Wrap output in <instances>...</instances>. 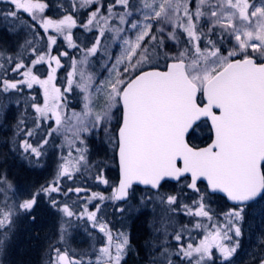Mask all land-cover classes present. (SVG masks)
I'll list each match as a JSON object with an SVG mask.
<instances>
[{
    "label": "snow or ice",
    "instance_id": "6c2138e0",
    "mask_svg": "<svg viewBox=\"0 0 264 264\" xmlns=\"http://www.w3.org/2000/svg\"><path fill=\"white\" fill-rule=\"evenodd\" d=\"M0 5H6L0 8L7 23L5 31L23 33L18 47L30 52L26 60L9 55L4 61L9 65L5 71L22 79L0 77V117L7 116L9 93L34 85L42 92V101L32 97L29 105L40 139L35 144L22 139L12 150L25 166H43L45 147L62 137L69 150L61 156L58 175L71 179L90 167L87 137L102 136L112 146L119 168V181L111 186L110 195L93 192L85 197L79 212L57 197L71 199L70 194L89 190L63 189L58 181L40 186L14 208L0 212V254L14 227L13 217L25 214L35 221L38 200L47 197L49 206L62 217L60 240L69 235L73 219L86 220L105 238L94 264H121L130 243L127 233L114 234L109 223L97 215L100 205L92 209L87 205L93 200L127 202L135 195V186H143L136 205L128 211L157 205L167 206L166 212L183 209L184 215L196 218L194 223L190 221L194 229L203 231L199 243L185 242V233L191 239V232L184 225L171 234L172 244L162 222L165 235L153 244L152 264H174L173 256L181 264H234L246 210L264 201V0H197L194 10L191 0H138L137 4L132 0H111L110 4L82 0L80 5L70 4L62 18L55 19L46 14L47 0H0ZM82 7L89 11L87 20L78 25L75 10ZM77 26L88 32L96 30L90 46L74 42L72 30ZM106 33L121 52L114 63L104 65L105 70L111 68L110 78L99 81L87 68L90 57L102 51ZM181 36L183 48L169 52L170 46L180 44ZM61 39L67 48L83 53L79 62L71 58L64 88L55 83L57 71L64 67L62 58L69 56L67 48L60 51L57 47ZM38 66L46 67V78L38 75ZM74 90L82 97L83 109L68 116L69 94ZM93 94L98 104L93 102ZM203 125L209 126L211 143L191 146L188 138L197 129L202 131ZM33 135L32 129L25 130V136ZM74 153L70 163L68 158ZM100 168L94 179L108 186ZM169 181L196 193L194 206L163 192ZM5 189H12L7 177L0 178V196ZM216 194L231 202L223 213V225L212 223L210 201ZM125 210L119 207V211ZM53 251L50 264H93L87 252L75 255L59 247Z\"/></svg>",
    "mask_w": 264,
    "mask_h": 264
},
{
    "label": "rangeland",
    "instance_id": "374dc122",
    "mask_svg": "<svg viewBox=\"0 0 264 264\" xmlns=\"http://www.w3.org/2000/svg\"><path fill=\"white\" fill-rule=\"evenodd\" d=\"M50 4L49 8H52L55 13L59 14L57 12L58 10V2H67L68 0H47ZM75 4L80 5L82 3V0H72ZM110 1V0H109ZM134 4L138 3V0H132ZM151 2V0H149ZM192 8L195 9V5L197 3V0H191ZM257 3H259V0H257ZM55 8V9H54ZM87 7H82L76 9L77 12H81L82 15L88 14ZM4 23L0 24V30L4 27ZM131 38L134 39V33L130 34ZM93 39L94 36L91 37V35L85 36L82 41H88L89 39ZM20 38H14L13 41L10 42V45H6V39L0 38V49H3V51L10 52L8 54L11 56H18L17 52V46ZM24 40V39H23ZM22 40V43H23ZM171 44V42H169ZM15 45V47H14ZM104 45L107 46L106 48V59L105 64L111 65L115 62L116 57L120 55L121 48L117 47L113 41H111L109 38H107V41L104 42ZM184 46V37L181 36V41L179 45L170 46L169 52L175 53L176 51L182 49ZM227 47V45H225ZM83 54V53H79ZM14 58V57H13ZM4 61V59H3ZM104 64V65H105ZM159 67H164V61L161 60L159 63ZM88 71V70H87ZM90 74L93 75L94 80L99 81H105L110 78L112 75L111 68L109 67L108 70L101 71V72H92L88 71ZM66 75L64 74H57L56 73V80L55 83L58 85V87L64 88L66 87ZM0 77H3L5 79H12L14 74H4L0 72ZM43 78H46V73L44 74ZM21 90L18 92V94L22 93ZM10 94V93H9ZM8 94V95H9ZM26 102L25 96L22 93L19 99L11 100L10 107L7 111L6 117H0V131L6 130L5 122L9 118H17V120L21 119V116L23 111L25 112V105ZM93 102L99 103L98 97L93 94ZM83 109V100L78 90H74L72 93L69 94L68 99V108H67V114L68 116H71L72 112H81ZM32 112L34 113L33 109ZM12 118V119H13ZM11 123L10 121H8ZM15 125L16 123L13 122ZM116 121H113V125H115ZM47 125H45V128ZM200 133V132H199ZM12 136L16 137V135L11 132ZM201 135V134H199ZM7 136V134H6ZM17 138V137H16ZM40 139V135H39ZM69 139H71V136L69 134ZM6 140L7 137L0 134V178L7 177V180L11 183L12 189H5L3 190V196H0V212L5 211L6 209H12L14 208L15 204L22 200L23 198H26L30 194L31 186L34 184L33 179L31 176L35 175L32 174L35 171L37 174H41L45 185H48L54 181H58L60 185L66 186L71 183V181L68 178H61L58 175V168L59 164L61 163V156H66L67 151L69 150L65 144V141L62 137L56 138V143L53 145L50 142L49 146L45 147V154L42 157L43 160V169L38 166V168H29L28 169V179L23 174L21 176V171L16 169H9L12 167V163L15 161H20L19 153L16 151H13L15 147L12 148V146L8 147L6 146ZM18 140V139H16ZM5 143V149H2L1 147L4 145L2 143ZM60 145H65L63 149H61ZM86 146H87V157L89 161L91 162L90 167L87 171H81L78 173H83L84 175L91 177L94 179V177L98 174L97 172L92 173L93 169L97 170L98 168L95 167L96 165L98 167L103 165V167L106 165L104 164V160L107 161L109 154H110V148L111 145L107 144L106 141L103 140V137H97L95 135L88 136L86 140ZM81 147H84L83 145ZM110 147V148H109ZM9 148H12L11 150ZM75 153L73 154V157L68 158L69 162L75 158ZM23 162L22 160L20 162H17L16 165L20 167V163ZM95 180V179H94ZM93 185L98 184L100 186V183L93 182ZM78 183L76 186H79ZM22 190V187H25ZM75 186V187H76ZM181 191L178 189H172L173 195H180ZM141 195V194H140ZM181 196V195H180ZM62 203L67 202L74 211H81L82 206L86 204V200L79 199V198H73L68 199L66 197L60 198L57 197ZM137 192H135V195L131 197L133 203L131 206H135L137 201ZM181 203L183 202V199H181ZM93 204H96L95 202H92L91 204H88V208L92 209L90 206ZM98 204V203H97ZM193 206V205H192ZM167 206L159 205V209H146L142 211H135V214L133 216L135 217V224H137L138 228H141V232L139 233H133L131 231V236H128L129 238L132 237L134 241H141L145 244H150V241L148 240L149 233L151 230L154 232V237L158 238L160 235L164 233V228L161 227L162 222L165 225L164 221L165 219L169 218V222H166V225L170 226V233H174L175 231H179L182 226L185 225H191L188 226L190 229L193 227L194 220L190 219L187 216V222L183 223L182 216H181V210L178 212H167L165 211ZM210 207L212 212L214 213V221L212 223H217L220 225H223L226 223V219L223 216V213L227 211V208H224L220 202H218L215 199H211L210 201ZM129 207H127L128 211ZM264 201L260 202L257 206H255L252 210L246 211V219L243 227V236L241 238V244L238 254L239 260H245L249 259L247 262L248 264H260L261 260L264 259ZM157 211V212H156ZM130 213V211H128ZM163 212V213H162ZM34 214L36 215L37 219L35 221H32L31 219L27 218L25 214H20L18 217L14 216V227L8 234V236L5 238V244L6 248L5 251L0 254V264H50V257H54L55 253L53 251L54 248L59 247L62 250L68 251L70 254L79 255L81 253L87 252L93 259V264L95 262L96 256L99 255L98 249L100 246L105 243V238L102 234L95 232L90 228V225L86 220H76L73 219L72 224L73 227L70 230L69 235L65 240H60L58 236V225L61 220V214L52 209L48 202L47 197H43L42 199L38 200V206L34 210ZM111 215V214H110ZM132 215V213H131ZM166 215V216H165ZM99 219L101 220L100 215H98ZM167 217V218H166ZM196 219V218H195ZM140 220V221H139ZM143 220H146L144 222ZM193 222V223H190ZM114 222V221H113ZM126 220H124V224H126ZM130 223V222H129ZM129 223H127V229H129ZM203 225H205L208 228H211V224L203 220L201 221ZM113 233H117V227L116 224H113L112 226ZM149 228L151 230H149ZM145 229H147L145 231ZM172 230V232H171ZM193 230V231H192ZM191 230V239L189 237L184 238L185 242H196L197 238H201L203 235L202 230H195L192 228ZM143 231V232H142ZM89 232H93V236L89 235ZM151 239V238H150ZM148 240V241H147ZM175 244V241L172 240ZM36 244V245H35ZM129 248V247H128ZM133 256L127 258V254L122 259L121 264H139L134 260ZM142 264V263H141Z\"/></svg>",
    "mask_w": 264,
    "mask_h": 264
},
{
    "label": "flooded vegetation",
    "instance_id": "af4514ba",
    "mask_svg": "<svg viewBox=\"0 0 264 264\" xmlns=\"http://www.w3.org/2000/svg\"><path fill=\"white\" fill-rule=\"evenodd\" d=\"M104 2H105V4H110L111 0L110 1L104 0ZM47 3L50 4L48 1H47ZM72 3H74V1H72V0H68L67 2H63V1L58 2L57 3L58 4L57 5L58 6L57 12L59 14L55 13V11H53L52 8H49L46 11V14L49 17L54 18V19L55 18H62V15L68 10L70 4H72ZM3 7H6V5H0V8H3ZM85 11L88 12L89 9L87 8V10H85ZM75 18L77 20V24L79 25L81 22L87 20V14L82 15L81 12H77L75 10ZM3 23L5 26L0 30V38H4L7 40L6 45L7 44L10 45V42L13 41L14 38H20L18 43H22V40L24 39V34L21 33L20 35H13L7 31H5V28L7 27V23L4 21L3 17L0 16V24L2 25ZM26 31H27V28H25V32ZM72 31H73L74 42L77 43L80 47L90 46L91 42L95 39V33H96L95 29L92 32H88L85 29H83L82 27L77 26ZM88 35H91V37L94 36V38L93 39L91 38L88 41H82V39H84V37L88 36ZM110 35H111L110 33H106V35L104 37L103 44L101 46L102 51L99 52L96 56L90 57V63H89L88 68H87L88 71H92V72L104 71V68H105L104 64H105V59H106V55H107V53H106L107 51L103 50L105 47L107 48V46L104 45V42L107 41V38H109ZM14 47H15V45H14ZM57 47L60 51H63L65 48H67V43L61 39V41L59 42ZM16 48H17V51H15V52H17L18 56L17 57L13 56L14 59L23 58L26 60L28 58V56L30 55V52H25L24 49H22L20 47L17 46ZM67 50H68L69 56L62 58V63L64 65V67L59 69L57 71V74H64V73H67V71H70L71 58H75L79 62L80 58L83 55V54H79L82 52L78 51L77 49L67 48ZM9 53L10 52L3 51V53L0 54V64H3V68H0V72H2L4 74L5 73L6 74H14L13 72L5 71L9 65L4 63V61H5V59ZM53 55H55V51H53ZM3 59H4V61H3ZM38 69H39L38 75H40L43 78L44 74L46 73V67L45 66H38ZM14 76H15L14 78L17 80L22 79V77L17 76L15 74H14ZM21 88H22V91L24 92V96L26 99V102L24 103L25 112L23 111L24 114H22L21 119H19V120H17V118L15 119L13 117L6 120L4 125H6L7 131H4V130L0 131V134L7 137V140L5 142L6 146H8V147L12 146V148L15 147L16 144H18L19 141L22 139H28L30 142H32L34 144L39 140V135L36 134L39 130L35 129V127H34V124H33L34 113L32 112V108L29 105L32 102V97H36L37 100L42 101V92L39 89L38 85H34L32 89H28L26 86H21ZM8 121H10L11 123H9ZM21 121H23V123H20ZM13 122H15L16 125ZM17 125H19V128L17 127ZM26 129H32L34 131V135L32 137L25 136V130ZM11 132H13L17 138L12 136ZM6 134H7V136H6ZM210 137H211V135H210V132L208 130L207 139H206L204 144H206L210 140ZM16 139H18V140H16ZM5 143L4 142L2 143V144H4L1 147L2 149H5V147H4ZM0 144H1V142H0ZM12 148H9V149L11 150ZM107 157H108V160L105 161L106 160L105 159L103 162L104 164H106L104 167L100 168L97 165L95 167L100 168V171L102 172L103 177L109 181L108 186L103 185V184H100V186H98V184L93 185L92 183L96 182V180H94L91 177L84 175L83 173L81 174L78 172L74 173L73 177L71 179H69L71 181V183L69 185H66V186L60 185V186L63 189H67L69 186L75 187L79 183L80 185L76 186V187H82V188H86L89 190L87 192H81L79 195H77L75 193L70 194L71 197H73L74 199L79 198V199L85 200V197H91L93 192H101L106 196L110 195L111 186L116 185L119 181L118 162L115 159V154H114V150H113L112 146L110 148V154ZM20 161L14 160V162L12 163V167L9 169H16L17 170V168H18V170L21 171V176L24 174L25 177L28 179L27 166H25V164L23 162L20 163V165H19L20 167H18V165H16V163L20 162ZM36 168H38V167H36ZM40 168L43 169V166H40ZM95 172H97V170H95V168H94L92 173H95ZM32 174H35V175L31 176V178L34 181V184L31 186V189L29 190L30 195L33 193L34 190L38 189L42 185H45L43 178H41L42 177L41 174L38 175L36 171L34 173L32 172ZM23 188H26V186L22 187V190H23ZM135 188H136L135 192H137V199H138L140 197L141 191L143 189H140L138 187H135ZM172 189L180 190L181 191L180 192L181 196L179 195L180 200L183 199V202L185 204H189L190 206H192V201L195 199L196 193L189 192L187 189H183V186L177 182L176 183H170V182L166 183L164 185L162 191L165 193H168V194H172ZM59 197L64 198V196H59ZM137 199H136V201H137ZM212 199H215L218 202H220L224 208H227V210L231 206V204H229L225 200V198L221 197L220 195L216 194ZM92 202H95L96 204L98 203L100 205V211L98 212L97 215H100L101 221H107L109 223L110 227L113 224H116L117 233L123 231V232L127 233L128 236H131V231H133L134 234L141 232V228L139 229L137 224H135V222L133 221V220H135V217H136V216H133L135 214V212L133 210L130 213L127 211V207H130L133 203H135V202H132L131 197L129 198V200L127 202H124V203L117 202V201H111V200H107L104 202H99V201L93 200ZM93 205H95V204H93ZM92 206H90V207L92 208ZM119 207H124L126 210L124 212H121V211H119ZM156 208L159 209V205H157ZM246 211H248V210H246ZM131 213H132V215H131ZM168 213L169 212H167V214ZM181 216H182V221H184L183 223H186L187 222V216L183 214V209L181 210ZM188 217L195 221L194 217H191V216H188ZM124 220L127 221L126 224H124ZM143 221L146 222V220H143ZM166 222L170 223L169 218H167V220L165 219L164 223L166 226L167 233L169 234L168 235L169 242L171 243L172 238H171V233H170V226L166 225ZM127 223H129V229H127V226H125V225H127ZM187 226H191V225L188 224ZM192 228L194 229V227H191L190 229L188 228V231L191 232ZM146 230L147 229H145V231ZM149 230H151V229L149 228ZM195 230H197V229H195ZM153 232L154 231L151 230V232L149 233V237L151 238V239L150 238L148 239L150 241L149 245L145 244L144 242L142 243L141 241L140 242L134 241L132 237L129 238L130 243H129V248L126 251V254H127V258H129L131 256L134 257V259L131 262L136 260V262H138L139 264H141V263L142 264H152L153 244L155 242H158V239L162 238L165 235V231H164V233L162 235H160L158 238H156V236L154 237ZM187 237H189V236L186 232L184 238H187ZM202 238H203V235L201 236V238H197L196 242H194V244L199 243V240ZM238 254H239V250L237 251V253L235 254V256L233 258L234 264H248L247 261L249 259L239 260Z\"/></svg>",
    "mask_w": 264,
    "mask_h": 264
},
{
    "label": "trees",
    "instance_id": "16d2710c",
    "mask_svg": "<svg viewBox=\"0 0 264 264\" xmlns=\"http://www.w3.org/2000/svg\"><path fill=\"white\" fill-rule=\"evenodd\" d=\"M191 5H193V4L191 3ZM57 86H58V85H57ZM10 95H11V96H10ZM20 95H22V93L18 94V92H11V93L9 94V97H10L11 100H16V99H19ZM172 244H174L173 241H172ZM172 259H173V261H174V264H181V262L178 260L177 257L173 256Z\"/></svg>",
    "mask_w": 264,
    "mask_h": 264
},
{
    "label": "water",
    "instance_id": "95a60500",
    "mask_svg": "<svg viewBox=\"0 0 264 264\" xmlns=\"http://www.w3.org/2000/svg\"><path fill=\"white\" fill-rule=\"evenodd\" d=\"M210 143H211V142H210ZM210 143H209V144H210ZM170 182H175V181H170ZM139 187L143 188V186H139ZM219 195L222 196V194H219ZM121 202H123V201H121ZM227 202L231 204V202H229V201H227Z\"/></svg>",
    "mask_w": 264,
    "mask_h": 264
}]
</instances>
